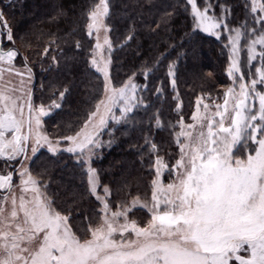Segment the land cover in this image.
Here are the masks:
<instances>
[{"label":"snow or ice","instance_id":"obj_1","mask_svg":"<svg viewBox=\"0 0 264 264\" xmlns=\"http://www.w3.org/2000/svg\"><path fill=\"white\" fill-rule=\"evenodd\" d=\"M187 4L196 27L217 34L222 21L209 15L211 5L202 10L198 0H187ZM246 7L256 14L253 23L260 24L261 30L259 35L256 29L250 33L230 30L234 35L229 37L233 57L228 74L234 84L240 81L239 91L227 88L222 105L210 106L199 97L192 123L185 124L181 118L180 131L175 134L179 158L169 169L157 156L150 206L136 197L130 206L121 204L112 211L107 200L111 192L105 186L104 196L98 194L99 179L91 167L110 120L126 122L139 106L137 85L131 80L118 88L111 85L110 58L104 56L105 47L111 51V43L105 35L101 44L98 35L102 28L108 30L104 24L110 14L108 0L94 5L86 25L90 37L97 33L89 63L104 77V96L74 135L54 140L46 134L41 118L61 105L53 101L49 110L35 106L28 88L31 69L27 59L20 71L13 63L19 53L0 49V159L13 162L22 157L19 169L13 166V171L0 174V264H264V91L257 90V85H264V0H249ZM0 29H7V40H13L2 13ZM246 34L255 37L247 45L249 62L257 56L262 61L253 74L258 79L250 83L244 82L245 74L235 58ZM257 45L261 46L259 53ZM48 52L45 48L43 55ZM5 75L20 80L14 83ZM169 75L174 77L171 66ZM59 95L63 98L65 92ZM156 125L161 126L159 119ZM63 142L69 146L61 149ZM44 147L53 154L72 153L82 166L88 165L87 191L102 208L99 223L95 227L89 223L85 230L87 238L72 230L69 216L53 206L46 185L25 166L31 159L29 151L34 156ZM156 150L152 144L151 151ZM165 171L173 177L167 184L162 179ZM14 172L18 185L13 183ZM138 206L151 214L144 226L129 219Z\"/></svg>","mask_w":264,"mask_h":264},{"label":"trees","instance_id":"obj_2","mask_svg":"<svg viewBox=\"0 0 264 264\" xmlns=\"http://www.w3.org/2000/svg\"><path fill=\"white\" fill-rule=\"evenodd\" d=\"M97 2L0 0V13L13 34L8 41L7 29H2L3 43L19 53L21 63L27 59L33 101L48 110L53 101L61 105L44 118L50 138L75 131L100 97L101 80L89 63L91 38L86 31L88 13ZM247 2L198 0V6L210 4L209 15L227 26L258 30L261 25L253 23L256 14H250ZM108 4L111 79L119 85L132 78L139 101L126 122L110 120L101 136L105 147L91 160L99 192L104 195L103 188L108 187L110 207L116 209L136 195L148 194L157 156L171 169L179 152L175 134L181 118L189 121L199 97L210 106L220 103L233 78L228 74L226 38L195 28L187 0H108ZM45 48H49L47 55H43ZM244 60L243 55L241 64L246 70ZM170 66L174 77L169 75ZM60 92H65L63 98ZM152 144L157 146L155 152ZM35 160L42 171L41 181H49L71 220L88 223L97 215L99 202L87 191L85 165L70 154L53 155L46 150ZM171 178L168 172L164 180Z\"/></svg>","mask_w":264,"mask_h":264},{"label":"rangeland","instance_id":"obj_3","mask_svg":"<svg viewBox=\"0 0 264 264\" xmlns=\"http://www.w3.org/2000/svg\"><path fill=\"white\" fill-rule=\"evenodd\" d=\"M248 2L247 3H249V0H247ZM98 2H99V0H98ZM97 2V3H98ZM97 3H95V4H97ZM94 7V6H93ZM92 7V8H93ZM91 8V9H92ZM202 10L204 9V8H202V7H200ZM90 9V10H91ZM190 9H191V7H190ZM221 21H222V26L219 28V29H217L216 30V33L217 34H211V33H208V32H204L203 30H201V29H199V28H197L196 27V22H195V20L193 19V22H194V26H195V28H197L198 30H200V31H202V32H204V33H207V34H211V35H214V36H221V35H223L225 38H226V47H227V55H228V68H229V66H230V63H231V58L233 57V53H232V48H231V44H230V39H229V37L231 36V35H234V33L233 32H231L230 30H232V29H240L242 32H244V31H246L247 30V32H251V30L252 29H254V28H252V27H244V28H240V27H230V26H227L226 24H224V22H223V20L222 19H220ZM89 23V19H88V17H87V22H86V25ZM104 24H105V26H106V28L108 29L107 31H105L103 28L101 29V31L99 32V39H100V42H101V44H103V40H104V37H105V35L108 37V39H109V41H110V43H111V40H110V34H109V27H108V24H107V22H106V18H105V20H104ZM260 30H261V28H259L258 30H257V32H256V35H259V33H260ZM86 31H87V29H86ZM2 29H0V49H3V50H9L8 48H6L5 47V44L3 43V36H2ZM96 37H97V33H93V35L90 37L91 38V53L93 52V49H94V47H95V44H96ZM253 38H255V37H253L252 35H250V34H246L244 37H242V39H241V41H240V43H239V45H238V52L236 53V56H235V58H237L239 61H240V67H241V69H242V71L244 72V74H245V81L244 82H246V83H250V81H251V79L252 78H257L258 79V77H255L253 74L255 73V70H256V68H258V67H260L261 66V63H262V61H261V59L259 58V56H257V59L256 60H254V61H251V62H249V60H248V52H247V45H248V43L251 41V39H253ZM112 49H113V47H112V44H111V51L109 52L108 51V49H107V47H105V49H104V56H105V58L106 59H109L110 58V64H111V52H112ZM261 51V46L260 45H257L256 46V52L257 53H259ZM244 55V57H245V68H246V70H244L243 69V67H242V64H241V61H242V56ZM90 59H91V56H90ZM14 65H15V67L17 68V69H19L20 71H24V65L25 64H23V63H21V61L16 57L15 58V60H14ZM110 66L111 65H109V76H110V81H111V85L112 86H114V87H121L122 85H124L126 82H128L129 80H131V82L133 83V84H135V82H134V80L132 79V78H129V79H127V80H125V81H123V83H121V84H119V85H117V84H115L113 81H112V79H111V73H110ZM95 70V69H94ZM98 75H99V77H100V80H101V94H100V97H99V99L97 100V102L95 103V105L93 106V108L91 109V111L89 112V114L92 112V111H94L95 110V106H96V104L99 102V100H101L102 98H103V96H104V77H103V75L102 74H100V73H98ZM5 79L6 80H12L14 83H18V81L20 80V77H18V76H15V75H12V76H8V75H5ZM25 79L27 80L28 78H27V76L25 77ZM239 80L237 79L236 81H235V84H234V81L232 82V85L230 86V87H236V91L238 92L239 91V88H238V84H239ZM31 84H32V74H31V80H30V83L28 84V88H29V90H30V88H31ZM136 85V84H135ZM257 90H261V91H264V85H257ZM32 93V92H31ZM137 96V95H136ZM32 102H33V104L35 105V106H39V105H42L41 103L39 104V103H37V102H35V101H33V99H32ZM223 102H224V99L220 102V103H218V104H223ZM255 103L257 104V106H258V101H255ZM229 107H231V103H230V105H229ZM46 110H48L47 108H45ZM195 109H196V107H195ZM195 109H194V111H195ZM211 111H215V109H214V107H212L211 109H210ZM193 111V112H194ZM201 112H203V108L201 107ZM89 114H88V116H89ZM115 115L116 116H119L120 115V112L118 111V110H116V112H115ZM88 116H87V118L84 120V122L88 119ZM192 116V115H191ZM44 118L45 117H42L41 119H42V127H43V130L46 132V134L48 135V133H47V131H46V128H45V126H44ZM84 122H82V124L75 130V131H73L71 134H69V135H65V136H70V135H74L75 134V132L76 131H78L82 126H83V124H84ZM189 123H192V120H191V117H190V119H189V121L187 122V123H185V124H189ZM180 131V127H179V129H178V132ZM49 136V135H48ZM50 137V136H49ZM62 137H64V136H62ZM62 137H58V138H62ZM58 138H51V139H58ZM69 146V143L68 142H63V143H61V145H60V148L61 149H64V148H67ZM102 147H105V144L103 143V146ZM101 147V148H102ZM100 148V149H101ZM100 149L96 152V154H95V156H97L99 153H100ZM179 149V148H178ZM41 150H46L47 152H48V150H47V148L46 147H44V148H41L34 156L31 154V152L29 151V153H28V155L31 157V159H29L28 161H26L25 162V166L26 167H28V169H29V171L31 172V174L34 176V177H36L37 179H39L40 181H41V177H40V175H42V171L41 170H39V169H41L40 167H39V163L37 162V160H35V158H36V156H37V154L41 151ZM60 152H63V153H67V154H70V155H72L73 157H74V160H79L78 159V157L77 156H75L74 154H72V153H68V152H66V151H60ZM50 153V152H49ZM57 153H59V152H57ZM57 153H55V154H57ZM50 154H53V153H50ZM55 154H53V155H55ZM94 156V157H95ZM21 158V157H20ZM179 158V152H178V157H177V159ZM177 159H175V161H174V163H173V165L175 164V162H176V160ZM19 161V158H17V161H13V162H5L4 160H2V159H0V174H6L7 172H10V170H11V168L17 163ZM80 161V160H79ZM172 165V166H173ZM17 166V165H16ZM154 166V165H153ZM88 167V165H85L84 166V169H85V172H86V168ZM16 169H19L20 168V165L18 166V167H15ZM154 170H155V168H154ZM39 171H40V173H39ZM168 172L169 171H165L164 172V174H163V177H162V179H163V182L165 183V184H167V183H169L170 181H171V179L173 178H171V179H167V180H164V177H166V174H168ZM155 178V171H154V177L152 178V180ZM86 180H87V175H86ZM152 180H151V182H152ZM47 181V180H46ZM19 176H18V173H13V183L14 184H19ZM43 182V181H42ZM48 182V183H47ZM47 182H43V185H46V188L44 189L45 191H46V193H47V195H48V197H50L53 201H54V207L58 210V211H60L63 215H67V212H65L64 211V209L61 207V204H60V202H58L56 199H55V196H54V194L52 193V191H51V188H50V186H49V181H47ZM151 182H150V185H149V187H148V194L145 192V194H144V192L142 193V195H136V197H139V199H140V202H141V204H143V203H145V202H147V203H149V206L151 205ZM86 186H87V188H88V185H87V183H86ZM0 193H2V192H0ZM98 194H100L101 196H104L101 192H99V190H98ZM142 196V197H141ZM136 197H134V198H136ZM133 198V199H134ZM133 199H131V201L129 202V204L127 205V206H130L131 205V202H132V200ZM107 200H108V203H109V198L107 197ZM99 202V201H98ZM110 205V204H109ZM102 208V203L101 202H99V206H98V208L96 209L97 210V215H94L90 220H89V222L88 223H85V221H82V222H80V220L79 219H75V220H71V219H69V224L71 225V227H72V230L78 235V236H81L82 238H87V236L85 235V230L88 228V226H89V223H91L92 224V226L93 227H95L98 223H99V219H100V217L98 216V213H100V209ZM137 208H140L141 210L140 211H138V212H131L130 214H129V219L130 220H135L140 226H144V225H146L147 224V222L150 220V218H151V214L148 212V210L147 209H145V208H141V207H137ZM112 211H116L117 210V207H116V209H111ZM67 216H69V215H67ZM69 218H70V216H69Z\"/></svg>","mask_w":264,"mask_h":264},{"label":"water","instance_id":"obj_4","mask_svg":"<svg viewBox=\"0 0 264 264\" xmlns=\"http://www.w3.org/2000/svg\"><path fill=\"white\" fill-rule=\"evenodd\" d=\"M32 91V88L30 89V92ZM22 159V157L20 158V160ZM19 160V161H20ZM20 165V163L18 162V164H17V166L16 167H18Z\"/></svg>","mask_w":264,"mask_h":264},{"label":"flooded vegetation","instance_id":"obj_5","mask_svg":"<svg viewBox=\"0 0 264 264\" xmlns=\"http://www.w3.org/2000/svg\"><path fill=\"white\" fill-rule=\"evenodd\" d=\"M18 162H19V161H18ZM18 162L14 165V167H16V165L18 164ZM10 171H13V167L11 168ZM0 194H2V193H0Z\"/></svg>","mask_w":264,"mask_h":264}]
</instances>
